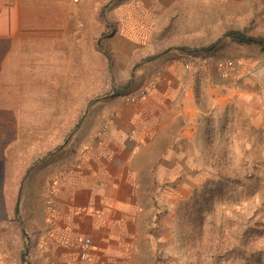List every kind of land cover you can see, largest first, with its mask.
I'll return each instance as SVG.
<instances>
[{
    "label": "rangeland",
    "instance_id": "1",
    "mask_svg": "<svg viewBox=\"0 0 264 264\" xmlns=\"http://www.w3.org/2000/svg\"><path fill=\"white\" fill-rule=\"evenodd\" d=\"M69 13L70 71L63 89L60 82L55 87L67 94L64 112L57 104L61 99L14 97L30 88L28 75L10 72L9 80H0V239L8 264H16L22 250L18 222L33 231V223L68 202V192L55 186L73 171L76 151L67 147L80 136L83 110L113 91L140 88L146 66L169 52L177 62L180 53L198 59L211 53L236 60L243 69L237 79L199 61L187 69L204 128L190 154L166 163V172L171 165L178 170L166 173L164 191L142 195L147 209L139 233L147 240L139 243L134 264H264V128L246 130L243 113L223 116L208 94L219 85L224 93L256 91L252 105L264 106V44L228 35L245 31L264 37V0H69ZM124 38L136 46L125 47ZM238 47L248 49V80L247 65L234 56Z\"/></svg>",
    "mask_w": 264,
    "mask_h": 264
},
{
    "label": "crops",
    "instance_id": "2",
    "mask_svg": "<svg viewBox=\"0 0 264 264\" xmlns=\"http://www.w3.org/2000/svg\"><path fill=\"white\" fill-rule=\"evenodd\" d=\"M69 18V0H0V75L5 76L0 80H9L6 74L13 72L28 75L24 80L31 83L14 97L61 99L57 104L60 113L64 112L62 99L67 94L63 97L55 87L60 82L63 89V82L68 81ZM124 42L127 48L136 46L131 39L124 38ZM95 50L99 57L100 46ZM247 54L244 47L234 54L247 65L246 80ZM176 56L165 53L142 70L145 81L158 75L156 87L145 99L130 102L128 97L139 88H124L99 97L83 110L80 136L67 147L76 151L73 171L62 175L55 186L68 192L67 204L33 223V231L18 222L27 243L28 264H134V258L140 256L139 243L147 240L139 233L142 211L147 209L142 195L164 191L166 173L178 170L171 165L166 172V163L180 162L181 155L190 154L198 130L204 128L198 118L194 81ZM42 81L46 84H40ZM221 87L208 92L218 113L227 116L238 110L245 116L240 124L246 123V130L264 128L260 120L264 106L256 109L252 105L259 96L256 91L224 93ZM49 104L48 122L52 124L54 111L51 101ZM42 105L46 107L45 102ZM182 144L187 151L181 149ZM78 235L92 239L85 260L81 259ZM2 243L0 239V264H8V251Z\"/></svg>",
    "mask_w": 264,
    "mask_h": 264
},
{
    "label": "built area",
    "instance_id": "3",
    "mask_svg": "<svg viewBox=\"0 0 264 264\" xmlns=\"http://www.w3.org/2000/svg\"><path fill=\"white\" fill-rule=\"evenodd\" d=\"M195 61H199L204 66L214 65L219 74L224 78L237 79L240 77L243 69L242 65L236 60L232 58L215 59L211 53H206L202 57H199V59L188 54H178V62L186 69H191ZM157 77L158 75L152 76L146 80L135 94L128 97V100L135 103L149 96L157 85ZM77 242L81 248V259L85 260L92 247V239L86 235H78Z\"/></svg>",
    "mask_w": 264,
    "mask_h": 264
},
{
    "label": "trees",
    "instance_id": "4",
    "mask_svg": "<svg viewBox=\"0 0 264 264\" xmlns=\"http://www.w3.org/2000/svg\"><path fill=\"white\" fill-rule=\"evenodd\" d=\"M228 35L231 36L234 40H237L239 42H248V43H252V44L255 43V44H260V45L264 44V37L251 36V35H248L245 31H231ZM18 209H19V205H18V198H17L12 208V213H13L12 220L13 221H16V215H17ZM20 243L22 245V250L18 252V254H15L16 264H24L25 262L24 248L26 247V244H25V238L23 234H20Z\"/></svg>",
    "mask_w": 264,
    "mask_h": 264
},
{
    "label": "water",
    "instance_id": "5",
    "mask_svg": "<svg viewBox=\"0 0 264 264\" xmlns=\"http://www.w3.org/2000/svg\"><path fill=\"white\" fill-rule=\"evenodd\" d=\"M98 100H99V98H98V99H96V100H94V101H93V103H94V102H96V101H98ZM83 116H84V115H82V117H81V119H80V120H82V119H83ZM25 264H28V260H27V259H26V262H25Z\"/></svg>",
    "mask_w": 264,
    "mask_h": 264
}]
</instances>
